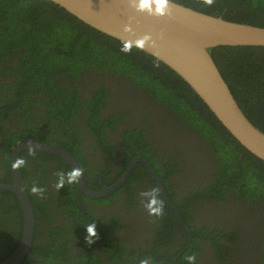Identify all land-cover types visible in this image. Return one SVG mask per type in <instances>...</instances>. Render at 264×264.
Wrapping results in <instances>:
<instances>
[{
	"label": "trees",
	"instance_id": "trees-1",
	"mask_svg": "<svg viewBox=\"0 0 264 264\" xmlns=\"http://www.w3.org/2000/svg\"><path fill=\"white\" fill-rule=\"evenodd\" d=\"M174 1L228 20L264 27V0H212L211 4H208L206 0ZM125 46L126 44L93 29L49 0H0V67L4 66L3 59H16L18 63L16 70L21 72V81L13 84L15 86L13 90L12 84L4 85V94L0 96V119L6 114L15 112V117H18L19 121L23 120V127L19 129L16 127L13 131L10 129L4 131L5 126L0 123V137L3 140L0 153L3 155L4 168H9L11 146L17 141L38 140L66 147L68 143H73V139H76L74 144L78 145L80 138L74 115H81L79 106L88 108L86 121H89V125L95 128L103 138V127L118 123V119L115 118L116 113L109 115L106 119L102 118L100 107L106 104L104 101L107 96L106 90L103 85L98 84V88L91 92V98L82 99L77 94L74 80L81 78L83 71L109 73L125 78L136 84L149 100L172 106L185 122L209 143L210 150L216 158L218 169L213 174L212 181L206 186L198 188L196 192L191 190L177 200L168 193L169 199L178 207L183 221L193 234L190 245L182 252L178 263L197 264L196 257L206 253L202 247H199L200 241L204 239L210 243L208 250L212 251L216 258L225 260V257L231 255L234 250L232 245H226L225 242L233 243L237 240L236 234L215 226L211 231L206 224L200 227L190 224L188 221L192 215L188 212V207L196 206V201L199 199L221 202L225 195L230 194L239 196L244 201H253L255 205L261 207L260 214H263L264 161L241 146L189 85L172 70L133 46L129 45L130 51H123ZM213 57L242 111L253 124L264 131V46H217L213 50ZM4 70L16 72L7 66H4ZM0 71L3 70L0 69ZM59 74H67L74 79L71 82L67 80V82L62 80L57 82ZM35 87L47 91V95L50 96L48 102L39 96L35 97L39 103L45 105L44 112L57 114L62 119L60 125L57 124L58 120L53 124L54 131L49 130V135L55 136L53 139H49L45 130L38 124L34 126L30 124L37 119L32 108L36 100L31 99L32 90ZM40 112L41 110L38 109L39 114ZM60 128H64L65 132ZM58 130L61 131L62 138L56 133ZM119 135L121 137L119 144L123 146L126 153L124 165L133 156L143 155L148 157L156 167L155 150L150 148L151 145L142 138L143 130L127 125L125 121ZM3 136L6 137L3 138ZM74 144L70 150L78 157L79 152L73 150ZM27 155H31L33 159L42 158L41 163L36 165L40 174L44 171L38 166H46L47 157L61 161L59 167L66 166L69 169L67 163L56 155L37 150L22 151L19 161H24ZM24 164L25 162L20 166L23 179L27 173L24 170ZM82 164L84 165L83 162ZM139 165L141 164L135 165L130 176L136 173ZM174 165V163H166V175L158 172L163 178L167 192L170 187L166 184L165 177L173 173ZM8 176L11 177L10 172ZM130 176L126 182L130 181ZM70 184V188L75 187L74 182ZM71 198L68 196L63 207L70 208L72 215L79 214L81 222L86 221V217L76 203H72L75 202L73 193ZM32 200L36 202L33 197ZM40 206L44 208L42 204ZM166 209L163 224L158 226L160 238L155 246L159 248L160 244L163 245L166 241L172 240L175 228L181 230L183 239H178L180 243L177 250L164 252L165 262L174 264L168 257L171 258L185 247L188 235L181 228L176 216L173 213L171 215L167 206ZM36 212L39 213V210ZM169 216L172 217V221ZM1 219L5 220L3 223L8 228H4L0 241L8 252H0V261L17 245L23 224L19 201L14 193L7 190L0 191V222L2 223ZM83 228L82 224L76 225L71 235H78V239L81 240ZM202 235L209 237L206 239ZM102 241L105 250L110 251L108 239L105 238ZM33 246L31 254L39 253L45 258L44 262L47 264H56L63 257H68L63 244L50 242L35 245L33 243ZM122 253L120 250H115L111 260L118 259L115 260L117 264L135 263L124 260ZM150 255L154 262L158 261L154 252H150ZM83 260L77 261L76 264H83ZM92 261H94L93 258ZM259 262L264 264V243Z\"/></svg>",
	"mask_w": 264,
	"mask_h": 264
},
{
	"label": "flooded vegetation",
	"instance_id": "flooded-vegetation-1",
	"mask_svg": "<svg viewBox=\"0 0 264 264\" xmlns=\"http://www.w3.org/2000/svg\"><path fill=\"white\" fill-rule=\"evenodd\" d=\"M2 63L13 70L18 68L16 59H3ZM4 66L0 67L3 70L0 71L1 97L5 91V84H12L11 89L13 90L15 88L13 84L21 81V72L18 70L16 72H7L4 70ZM58 78L56 79L57 82L61 80L63 82H71L74 79L67 74H59ZM63 78L65 79L63 80ZM74 84L77 87L76 90H78L77 94L82 99L91 98V92L98 88L97 85H103L107 96L104 98L106 104L100 107L102 118L106 119L109 115L116 113L115 118L118 119V123L103 127L102 138L96 129L89 125L90 122L86 121L85 116L89 111L88 108L79 106L78 109L81 115H74V119L78 124L80 143L75 145L76 139H73L74 142L68 143L66 147L58 145L66 149L77 162L87 189L101 191L104 187L112 186L122 177L129 161L135 156H139L135 155L126 165L123 164L126 153H124L123 146L119 144L121 139L119 133H121L123 122L125 121L127 125L136 126L138 129L143 130L142 138L151 145L150 148L155 150L154 160L157 162L156 167L148 157H144L150 161L157 174L162 172L166 175V163L175 164L173 173L169 177H165L166 184L170 187L168 192L163 178L158 174L163 181L167 196L169 193L175 200L181 199L184 194H188L191 190L196 192L198 188L206 186L212 181L213 174L218 167L209 143L198 135L172 106L158 104L149 100L136 84L114 74L83 71L81 72V78L75 79ZM38 88H33L31 97L32 101L36 100L32 108L36 113L37 119L30 124L33 126L38 124L45 130L47 137L53 139L55 136L51 137L49 130L54 131L52 128L53 124L58 120L57 124L60 125L62 119L57 114L52 115L44 112L45 105L39 103L35 97L39 96L48 102L50 96L47 95V91ZM38 109L41 110L40 114ZM22 121L15 117V112L9 115L6 114L0 119V123L5 126L4 131L8 129L13 131L16 127L18 129L22 128ZM43 126H46V128H43ZM60 130L65 132L64 128H60ZM60 130L56 133L62 138ZM68 135L70 136L71 134ZM2 142L3 140L0 137L1 146ZM73 144L75 145L73 150L79 152L77 153L78 157L70 150ZM56 156L67 163L64 158L59 155ZM41 159L40 157L33 159L31 155L24 157V170L27 173L24 179L22 173L21 176L33 207L35 227L31 247L20 264H47L44 262L46 261L45 258L39 253L31 254L30 251L33 243L42 245L50 242L65 245L68 253V257H63L56 264H76L77 261H82L83 258V264H93L95 262L98 264H117L115 260L118 259L111 260V256L115 255V250L123 252L122 258L124 260L135 262L132 264H140L141 260H148V264H169V262H165L166 256L164 252L175 250L180 243L178 239H183V234L181 230L175 228L172 240L166 241L163 245L160 244L159 248L156 247L157 240L160 238L158 226L163 224L162 220L165 219L166 206L171 211V215L172 213L175 215V212L166 203L157 180L143 162L138 161L134 164L132 170L136 164L141 165L137 167L133 176H130L131 170L125 181L118 188L107 193L104 197L91 198L78 187L76 181H74L75 187L70 188L71 184L67 182V176H65L63 187L57 189V173L63 172L67 174L72 172L73 169L68 163L67 166L70 170L66 166L59 167L62 163L61 161L47 157L46 166H38L44 171V173L40 174L41 172L38 171L36 165L41 163ZM2 160L3 155L0 153V184L11 183L10 165L8 169L4 168ZM9 172L11 177L8 176ZM129 176L130 181L126 182ZM33 187L44 189L43 194L33 192ZM153 188L158 190L159 199L163 202V213L159 216L149 214L145 208L147 198L141 195L142 192L150 191ZM71 193H73L75 200L72 203H76L86 217V221L81 222L82 219L78 217L79 214L75 213L76 215H72L70 208L63 207L68 196L71 198ZM81 195H83L82 198ZM32 197L36 199L35 203ZM71 200L73 199L71 198ZM37 210H39V213L36 212ZM260 210L261 207L255 205L253 201H244L239 196L230 194L225 195L224 200L221 202H216L212 199H199L196 201V206L188 207V212L192 215V218L188 221L190 224L197 227L206 224L211 231L214 226L223 228L224 231L234 232L237 236V240L233 243L225 242L226 245L234 247L232 254L226 256L225 260L216 258L213 252L208 250L210 243H207V240L200 241L199 247H202L206 253L196 257L197 264H260L259 257L262 252V244L264 243V213L260 214ZM169 218L172 221V217L169 216ZM1 221L0 235L4 234V228H8L3 223L5 220L1 219ZM89 222L96 225V236L92 238L94 242L90 245L86 241V228ZM81 224L84 228L82 230V238L79 240L78 235L72 236L71 232L76 228V225L81 226ZM181 228L184 231L182 226ZM21 236L22 230L19 241ZM208 237L207 235L203 236L206 239ZM105 238L108 239L112 247H110L108 252L105 250L104 242L102 241ZM1 242L0 252H8V249L4 248ZM181 250L171 258L168 257L174 264H179L178 258L180 256L177 259L175 258ZM150 252H154L158 261H153ZM92 258L94 261H92Z\"/></svg>",
	"mask_w": 264,
	"mask_h": 264
},
{
	"label": "water",
	"instance_id": "water-1",
	"mask_svg": "<svg viewBox=\"0 0 264 264\" xmlns=\"http://www.w3.org/2000/svg\"><path fill=\"white\" fill-rule=\"evenodd\" d=\"M49 1L64 8L93 29L162 62L189 85L241 146L264 161V131L253 124L242 111L213 57V50L217 46H264L263 26L228 20L174 0H169L168 12L164 16L139 11L133 0ZM140 41H143V47L137 46ZM25 150L59 155L73 170L80 171L73 156L58 145L19 141L11 148L9 165L12 182L0 184V190L12 191L17 196L23 212V229L18 245L0 264H20L29 251L34 236L33 207L22 181L20 166L14 167L19 161L20 153ZM138 161L143 162L155 177L166 203L187 232V243L176 256L177 259L190 245L192 233L183 222L177 206L168 198L163 181L146 157L135 156L129 161L122 177L101 191L87 189L82 174L76 179L77 185L91 198L104 197L125 181Z\"/></svg>",
	"mask_w": 264,
	"mask_h": 264
},
{
	"label": "clouds",
	"instance_id": "clouds-1",
	"mask_svg": "<svg viewBox=\"0 0 264 264\" xmlns=\"http://www.w3.org/2000/svg\"><path fill=\"white\" fill-rule=\"evenodd\" d=\"M135 6L139 11H146L149 14H154L158 16L167 15L169 8V0H133ZM208 4L212 3V0H206ZM154 5V7H153ZM139 47H143V41L138 42ZM123 51H130V46L126 45ZM24 163L23 160L18 161L14 167H19ZM81 175L79 170H73L70 173H57L58 183L56 184L57 189L62 188L65 183V176H67V182L72 183L76 181L77 177ZM33 192H39L41 195L44 192V189L33 187ZM141 195L147 198V203L145 208L148 210L150 215H161L163 213V202L159 199L158 190L153 188L150 191L142 192ZM87 237L86 241L90 245L92 244L93 237L96 236V225L95 223L88 224L87 228ZM140 264H148V260H141Z\"/></svg>",
	"mask_w": 264,
	"mask_h": 264
}]
</instances>
